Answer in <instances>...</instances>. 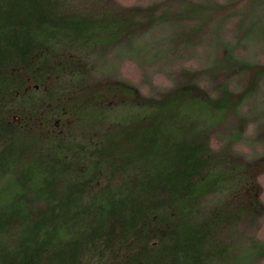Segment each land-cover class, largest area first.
I'll return each mask as SVG.
<instances>
[{
    "label": "trees",
    "instance_id": "16d2710c",
    "mask_svg": "<svg viewBox=\"0 0 264 264\" xmlns=\"http://www.w3.org/2000/svg\"><path fill=\"white\" fill-rule=\"evenodd\" d=\"M236 2L0 0V264H243L264 254L261 241L235 237L241 217L261 211L264 160L228 155L254 120L247 109L264 116L256 95L264 63L239 53L264 44L263 0ZM101 14L124 34L113 45L140 64L166 53L145 56L132 44L139 26H180L162 38L187 49L213 26L205 42L216 43L215 57L181 70L158 97L94 83L122 97H103L85 123L70 115L64 124L67 113L49 104L91 86L84 59ZM63 53L75 58L71 69L58 61ZM125 103L126 123L112 111ZM25 128L45 138L37 148L24 146Z\"/></svg>",
    "mask_w": 264,
    "mask_h": 264
},
{
    "label": "rangeland",
    "instance_id": "374dc122",
    "mask_svg": "<svg viewBox=\"0 0 264 264\" xmlns=\"http://www.w3.org/2000/svg\"><path fill=\"white\" fill-rule=\"evenodd\" d=\"M109 1L115 8H117L149 3L153 0ZM236 1L239 2L240 0H229V5L231 6L229 7L230 9L236 7L235 5H232L235 4ZM259 11L264 12V0L262 4H260ZM95 18L98 19L97 21L95 20V48L91 50L89 55L84 59L86 63L89 64L86 78L91 86H83L82 88L59 95L49 104L55 110H64L67 113L61 117L64 124L71 122L70 115H81V118L83 117L82 123H85L91 114L94 112L97 113V110L101 107L100 101L103 97L114 100L122 97V92L105 89L103 87L101 88L99 87L100 85L120 82L126 86L136 87L144 96L158 97V95L164 92L167 87L172 85L173 81L176 82V79L178 78L177 75L180 74L181 70L186 67L203 70L207 66L208 54L215 57L217 49L216 43L212 42L208 45V43L205 42V37L211 35V29L213 26L207 28L203 27L201 34L198 33L192 38L193 41L189 45L188 49L184 48L182 45L179 47L178 44L174 43V41L169 43L162 38L170 32L175 33L177 31H181V28H179L180 26H177L175 29L176 31L174 30L170 32L169 29L165 30L164 28H156V30H153V28H141V26H139L135 29L140 30L131 35L130 39H132V44L135 46L141 45L144 55L146 54L145 56L153 55L152 53L157 50H161L166 53L163 57L158 58L157 60L140 64L138 59L132 58L130 54L119 50L120 46L118 47L116 44L113 45L117 39H125L124 34L115 28L114 18L106 14H101L98 17L95 16ZM232 29L233 28L231 26L230 28L227 27V29H224L222 32L223 35H230L233 32ZM235 36L236 35H234V37ZM106 46L109 47L107 48ZM251 46L252 45L240 47L239 53L245 54L248 59H258L264 63V44H253V46ZM125 48H130V50L132 49L131 43L128 39L125 43ZM72 56L73 55L71 54L63 53L61 54V57L59 55L58 61H63L68 65L67 67L71 69L72 67L70 65L75 66V64H77L73 60L75 58H71ZM102 62H105L104 66L108 67L110 70L107 75L103 73L104 71H102V67L99 66ZM94 83L99 86H95ZM256 95L257 100H264V78L260 82V87L258 88ZM130 110H132V106L129 103H125V106L114 108L112 111L115 112V116H117L120 120L125 117L122 121L126 123L130 117ZM253 112H255L253 108L250 107V110L249 108L247 109L249 119L254 120L247 123L241 140L231 146V152L228 154L230 158L238 157V159H241L244 165H251L254 162L264 160V116H262L261 119L255 118L253 116ZM81 118H79V120ZM25 130L26 134L24 135V146L29 143V147L37 148L39 143L37 141L45 139L35 131L30 132V130L26 128ZM45 137H48V135ZM232 153H235L236 155L233 156ZM257 182L259 183L261 189V211L258 214V217L253 221H251L250 218L248 219L247 216H242L240 222L237 223L236 229L238 231V235L235 237L239 236L240 238L238 239L242 241L255 239L258 242L261 241L264 243V172L258 176ZM246 255L247 254H240L241 258L239 260L243 259ZM243 264H264V254L262 256H255L250 261Z\"/></svg>",
    "mask_w": 264,
    "mask_h": 264
}]
</instances>
